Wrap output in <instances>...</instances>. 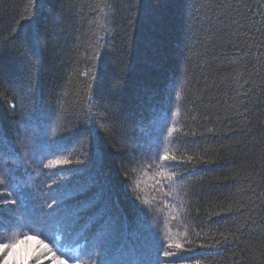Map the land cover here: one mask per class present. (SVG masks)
I'll use <instances>...</instances> for the list:
<instances>
[{"label": "trees", "instance_id": "16d2710c", "mask_svg": "<svg viewBox=\"0 0 264 264\" xmlns=\"http://www.w3.org/2000/svg\"><path fill=\"white\" fill-rule=\"evenodd\" d=\"M29 252L264 264V0H0V264Z\"/></svg>", "mask_w": 264, "mask_h": 264}, {"label": "snow or ice", "instance_id": "6c2138e0", "mask_svg": "<svg viewBox=\"0 0 264 264\" xmlns=\"http://www.w3.org/2000/svg\"><path fill=\"white\" fill-rule=\"evenodd\" d=\"M53 11H55L54 8H53ZM12 107L14 108L15 105H13ZM189 159H191V157H189ZM57 163H60V162L58 161ZM168 166H169V167H173V165H168ZM13 203H15V202L13 201ZM33 240H37V238L34 237V236H27V237L25 238V240H23V241H18L16 244H12L11 246H9V245H4L3 247H4L5 249H7L8 247H11V248L13 249V251H15V249L18 247L19 244L27 243V242H29V241H33ZM37 243H38L39 246H42L43 248H47V247H48V245L45 244V243L43 242V240H37ZM177 247H180V245H177ZM35 251L38 252L39 249H37V250H35ZM32 254H33L32 252H29V253H27V254L21 256V257L19 258L17 264H27L28 259H29V257H30ZM164 255H165V256H168V255H170V253H168L167 251H165V252H164ZM4 264H8V260H5V261H4ZM59 264H63V261H60Z\"/></svg>", "mask_w": 264, "mask_h": 264}]
</instances>
